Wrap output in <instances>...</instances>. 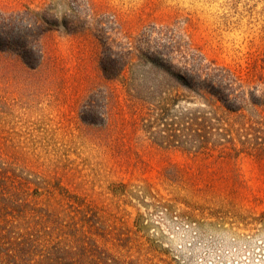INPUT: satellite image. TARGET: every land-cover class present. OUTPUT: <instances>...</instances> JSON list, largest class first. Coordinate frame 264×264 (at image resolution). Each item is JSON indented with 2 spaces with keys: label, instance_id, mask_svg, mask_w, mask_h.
Instances as JSON below:
<instances>
[{
  "label": "rangeland",
  "instance_id": "1",
  "mask_svg": "<svg viewBox=\"0 0 264 264\" xmlns=\"http://www.w3.org/2000/svg\"><path fill=\"white\" fill-rule=\"evenodd\" d=\"M85 4L130 37L176 27L245 86L264 83V0H0V9L51 7L63 17ZM69 21L43 36L34 70L0 51V154L65 188L72 199L56 195L51 206L80 208L120 264H264V155L163 144L164 123L177 128L180 112L207 107L181 101L159 121V98L145 86L151 66L104 79L98 25L82 13ZM244 113L264 126V107Z\"/></svg>",
  "mask_w": 264,
  "mask_h": 264
},
{
  "label": "trees",
  "instance_id": "2",
  "mask_svg": "<svg viewBox=\"0 0 264 264\" xmlns=\"http://www.w3.org/2000/svg\"><path fill=\"white\" fill-rule=\"evenodd\" d=\"M70 12L60 17L51 7L12 12L0 9V51L15 52L34 70L43 59V36L58 27L68 30L69 19L76 20L82 13L98 25V64L104 79L122 78L135 65L154 70L149 71L151 76L141 75L147 90L159 98L152 109L160 111L159 121L167 119L169 106L181 101L195 104L197 100L207 107L180 112L177 128L164 123L163 144L185 145L202 153L264 155V126L244 113L249 109L257 116L256 110L264 107V83L245 86L231 69L195 50L176 27L154 25L139 37H130L113 19L95 20L88 4L71 6ZM138 79H130L135 82L134 91ZM175 81L188 95L179 93L178 86H168ZM165 86L171 88L163 91ZM169 90L174 96L163 97ZM91 103L89 97L85 113L90 112ZM52 188L46 180L0 154V264H120L93 239V231L99 226L80 214V208L70 213L62 202L61 209L51 206L56 195L61 200L72 199L61 185L56 183ZM84 222H89V228Z\"/></svg>",
  "mask_w": 264,
  "mask_h": 264
}]
</instances>
